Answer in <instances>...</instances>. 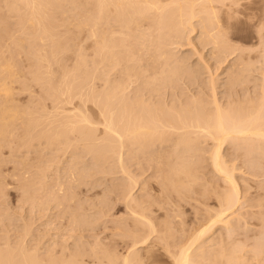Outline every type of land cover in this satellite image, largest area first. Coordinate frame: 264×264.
<instances>
[{
  "label": "rangeland",
  "instance_id": "1",
  "mask_svg": "<svg viewBox=\"0 0 264 264\" xmlns=\"http://www.w3.org/2000/svg\"><path fill=\"white\" fill-rule=\"evenodd\" d=\"M4 1L5 0H0V25L1 24L3 25L5 23V25L0 26V33H1L0 34V46H1L0 47V50H1L0 54H3V52H4V54L2 55V57L3 56L4 57L2 59H4V58L8 59L9 58L10 63L11 64L14 63L12 65L13 69L18 74L17 78L19 79V77H20L19 82H17L18 81V79H17V81L15 80L16 82L14 81L15 83H13L12 90L13 91L15 90V91L12 93V95L14 96V99L12 98L13 96L10 97V99L12 98L15 102L11 99L14 105L12 104V102L10 104H12L15 107H20V111H22V113L26 112L25 113L26 115L22 116L23 118H21V119H23V120L18 119L19 123L15 120V122H16V124H15V122L13 121L14 124L13 123L11 124L12 127H11V132H10L12 135H6L4 137L0 136V138H1L0 139V173H1V175H0V178H1L0 179V249L5 250V251L8 249L9 250L12 249L11 251H13V250L19 251L20 249H22L24 251V249L26 248L24 251L25 254L27 253L26 251H28V255H32L31 252H33V253L36 252L33 254L34 256L32 255L35 259L38 258L40 261H43V263L45 261L46 263L48 262L50 264H57V261H58V264H60V262H61L60 260H62V259L67 260L66 259L67 256H69V255L71 256V253H73V252L74 253L72 255H74V256H77L76 254H79L80 258H78V260H80V259L83 260V261H77V263L79 262L80 264H95V263L101 264V262H102V264L103 263L109 264L110 259L114 258L113 261H110V262H114V260H116L117 257H119V259L117 258L116 262L119 261L120 263H123L122 257L124 258V256L127 254H129V256H130L129 260L131 258V264H136V263L137 264H173V260H172L171 255L168 251H172V249H173L175 252L176 250H178L177 248H179L181 243L184 244L187 242V240L190 238V234L194 233V231H196L199 227H201V226L203 227V225L207 224L211 220V216L212 215L214 216V214L216 213L215 211L219 210V208H220L219 204L221 206L222 205L221 203H223V200L222 201H219V200L222 199V195H224L223 194L224 191L226 189L228 190V186L230 187V185H228L229 183L227 184V182H225V179L223 178L224 176H222L221 173H219L214 167H212L213 164L211 161V157H210L211 154L210 153H211V150L213 147V141L208 139V138H205V137H204V139H202V136L197 137L195 134H190V136H188L189 140L188 139L186 140L187 143H189V145L184 141H183V143H184L183 144L181 142V139H179L181 136V135H179L180 132L179 133L175 132V133H171V135L167 134L165 136L166 139L165 138L163 139L165 142L164 144H162L163 140H161V141L158 140L159 142L153 141V142H151V144L149 143L150 144L149 146H147L148 144H146V147H144V148L143 147L141 148L139 145H136V144H128V142H125L128 146L124 143V145H126V146H123L120 149L118 146L119 145V143H118L116 145L117 147L113 150V152L111 149H110V151H111L110 153L107 152L109 154L108 155L107 153H104L107 151L106 150L107 148L104 147L105 149H103L104 150V152H103V150H102L103 147L101 148V145L97 144V143H102L101 139L104 138V132L102 131V127L101 128L98 127L99 129L94 130V131L92 129L90 130L95 135V137L93 136V138H94L93 139L92 136L90 137L88 135V132L90 133V131H87V130L89 129L88 127H90V126L86 123H85L86 126L84 123H80V125L82 124L80 127H82L84 125V128L86 130L82 127L83 129L80 128L79 129L80 131L75 130V131H73L74 133L67 131L66 137L70 140H68L66 137L62 139L63 141L61 140L62 137L60 139H56V141H54L55 140L54 138L50 137V140L53 139L54 142L46 139L45 138L46 136L43 134V131L46 132L45 131L46 128L49 129L50 127H53L58 122H60V123L56 124L57 126L59 125L57 130H59V127L61 129V127H63L62 125L60 126V124H62L61 119L62 118L65 119L68 117V116H64V115H69L68 118H70L71 115H73V116L78 115L80 111L82 112L85 110L84 112H82L80 114H83V116H86V117H88V115H89V119L93 120V118L94 119L100 118V120H101V117H100L99 113L97 112V110L94 108L93 103L90 100H88L87 98H86V100H84L85 99L84 95H85V93L88 92V91H86V92L84 91V90H87L86 88L80 87L78 89H75L77 91H80L79 93H77L76 91H70V95L75 94V95L71 96V100H69L73 104L72 103L69 104L68 101H67V104H66V101L65 102L60 101L61 104L63 103L61 105L59 101H58L59 103L57 101L54 102L53 99L51 102V91L48 92L49 89L47 88V85L42 81L40 83L38 82V84H37L34 81L35 79L33 80L32 76H31V75H33V74H31V71H30V70H32V68H31L32 66H30L31 60L27 59L29 55L27 56V53L26 54L24 53L26 50H28L27 48L30 49V47H28V46H30L29 45L30 42L27 40H26V42H23L24 44L23 43L20 44L18 42L19 41L18 36H19V39H20V37L21 38L24 37V33L22 31H21L22 33L19 32L20 31V29H19L20 28L19 27L20 22H19V18H18L19 16H17V15H19V13L15 15V13L11 11L12 9H10V8L8 9V7L6 5L7 3H5L6 1L5 2ZM39 1H41V0H39ZM215 3L216 2H214L213 4H215ZM68 4L69 3L67 1V3L64 4L65 6L62 4L63 5V6L61 5L62 8L60 7V8H58L59 10L56 9L54 11L55 18H57V19H55V20H57V22L56 21L55 22L56 23L59 22L58 24L55 23L58 30L55 29L56 28L55 26H54V29L57 31V33H59V35H57L56 32L54 34H56L57 37H59L61 35L60 41H61V39L63 41L62 37H65L68 35L67 37H69L70 41H71V42H69L70 43L69 46H71L70 47L71 52H70V50H68V51L66 50L65 53H59L62 55H61V57L58 56L56 58L57 61L53 58L56 61V63L53 60V64L51 66V69H53L54 71L53 70L51 71V69H49V70L47 69L48 72L51 71L50 74H48V75L53 76L52 80L54 79V81H58L61 78L60 76L64 74L62 72H65V74L68 75V73L71 72V70L73 68H75L74 66L77 63H74L73 61H75V62L78 61L79 63L82 64L83 62H81V61L86 59V61H84L83 69L87 70V71H93L97 67L99 68V69L97 68V73L98 72H101V73H98V78L95 80V82H96L95 83V89L100 88L99 90L103 91L105 88H107L106 84H104V81L106 78L108 79V77H109V79H108V80H110L109 82H111V80H112V82H114V81H116L114 79H117V77L119 79L121 77V75H123L120 72V70H121L120 68L123 65H117L116 67L114 66V68H112V67L110 68L109 66L106 65L107 66L106 67L105 65L102 64V62H100L101 57L99 58L98 54L95 55V50L93 49L95 47L92 48L93 44L91 43V41H93V40L91 39V36L88 32V31H90V28H89L90 25L87 24L88 26H86V23L81 25V22H79L80 20L82 21L81 15H83V13H85V12H88L87 9L85 8L87 6L84 7L85 9L82 8V10L84 9L85 11L84 10L82 11L81 7H79L80 9H78L76 7L75 8L72 7L73 10L72 9L70 10V7L72 5L69 4L70 5L69 6ZM241 4H242V6L240 5V7H242V8L238 7V10L240 12L236 10L235 6H232L233 8H229V7L224 6V5H223L224 7L219 5V3L215 4V5H219L218 9L221 8L220 9L221 11H219V10H217V11L219 12L218 16L220 15V17H221V19L219 17V20H222L223 24L225 23L224 24L225 26L223 28L227 27L226 29L229 30L227 32V37H228L227 40L229 39V41L231 43L228 41L226 44L227 45L229 44L230 47H232V49L234 50V53H232L233 50L229 46H227L225 43H224L225 46L223 48L224 50L222 49V47H223L222 45L220 47L221 50L219 48H218L219 50L217 49L218 51H220L219 53L217 50H215L216 48L214 49L215 52L217 51L218 55L214 54L215 52L213 49H212V51L214 53H212L211 48H214V44H212V43L210 44L209 42H206V38H205V41L203 40L205 37V36L201 37V35H203V34H201V32H202L201 28H203V27H202V25L201 26L199 25L200 27L197 26L198 23L200 22L199 20H201V16L205 15L202 13L200 14L201 15L200 17L195 18V20L193 19L194 21L192 20L193 21L192 25H190V23H188L189 25L187 24V26H185V30H184V27H182L181 35L183 37L182 36L179 37V41H178L179 43L181 42L180 44L176 45V43H169V44H167L168 46L167 45L165 46V44H164V46L166 47L165 51L171 53V54H168V57L170 59L168 58L169 61H167V63L171 62L172 68L174 65L178 66L177 62H175V61H178V59H179V61L181 60L180 63L183 62L181 65L179 63V65H180V68H184V71H181V73L177 71L178 76L177 75H175L174 77L171 76L172 79L169 76V78L172 81L170 79L168 80V77H167V75H168L167 71L169 69H168L167 63H166V65H164V63L166 61L161 66L167 67V69H168V70H166L167 74H165V72L163 73V68L161 66H159L160 68H162V70L159 68V70L162 71V72H160V74L163 73L164 75H166L164 78L163 74L161 75L162 77H160L159 74H157V73H159V71H157V73L155 72L156 66L153 67V66H151L152 63H150L149 61H146V59L148 60V58H150L148 55L149 53L147 52V51H149L150 46L147 48H143V46L145 47V45H147V44H145V45L142 44L143 46L138 45L140 48L142 46V48L144 49L142 51L144 53L143 56H141L142 55V53H141V55H139L138 58L141 59L143 57L142 59L144 61H142V59H141V62L138 61L139 64L137 63V65H136V68L140 64L142 65V66L140 65L139 66L140 68L138 67L139 69H137V71H139L141 74H139L140 76L137 75V77L134 76L135 79L134 78L133 79L135 81L131 82L132 83L131 87H129L127 90V92L131 93V95H129V96L130 97L135 96V98H137L138 96L139 97L143 96V98H144V100H146L147 104L149 103V104L153 105V103H154L153 107L159 108V106L157 104V103H159L161 108H164L165 110H168V108L166 109L165 107H162V106L166 105V107H169L171 105V109L174 108V106L176 107V109L177 108L181 109L182 107L185 106V109H188V107L190 108V105H187L186 102H188V104L190 103L191 106H193L194 104H192L191 102L193 101V103H194V101L195 100L198 101L199 98H200L199 100H201L200 102H202V100L204 101L203 104H201V105L204 107V109L206 111L212 110L214 107H213V105H211L209 103H211V100L213 102L214 98H211L213 95L212 94L213 92H216L215 97H217L218 102H220L219 105L221 106V104H222V106H221L222 108H226V106H227L230 109L232 107L235 109H238L237 107L241 106V108H242L243 107L242 105H244L243 108H247V106H249V104L247 105V103H250L251 100H254L256 102L258 100L257 98H259V97H260V99L258 101L261 102L260 101L261 98L262 99L264 98L263 97L264 96V0H249V1L246 0V2H245V0H243V3L241 2ZM243 5H245V6H243ZM68 7H69V9H68ZM65 8H66V10H65ZM6 9H7V11L10 10L12 13L10 11H9V13H6L7 12ZM60 9H62V10L60 11ZM79 10H80V12H79ZM231 10H233V11H231ZM59 11H60V13H59ZM16 12H18V11H16ZM234 12L237 13V16H236V14H232ZM230 13H231V15H230ZM54 15H53V17H54ZM72 16L74 18L76 17L80 20H77V19L73 20L74 18ZM61 19H63V20L61 21ZM66 19H68L71 22V24ZM13 20H14V22H13ZM65 20L67 21L66 23L64 22ZM72 22H74V23H72ZM67 23H69V24H67ZM79 23L81 25V28L76 27V25H79ZM53 24H54V22H53ZM73 24H75L74 25L75 27L73 26ZM199 24H201V23H199ZM48 25H52V24H48ZM193 25H196V26H193ZM6 26H8L9 28L11 27L10 28L11 30ZM7 28H8V31H7ZM49 28H50V26H49ZM186 28H187V30H186ZM193 28L194 29L196 28L195 31ZM54 29L53 30H52V28L50 29V30H52L51 31L52 33H53ZM69 29H71V30H69ZM188 29H189V31H188ZM65 30H69V31H65ZM76 30H78V31H76ZM80 31H81V33H80ZM8 32H10V33H8ZM15 32L18 33L17 34L18 36L16 35ZM63 32H64V34H63ZM76 32H78V33H76ZM202 33H204V32H202ZM156 34H155V36H156ZM2 35L4 37H2ZM10 35L12 37L14 36V38H11ZM62 35H64V36H62ZM204 35H205V33H204ZM8 36H10V37L7 38ZM75 36H77V37H75ZM67 37L65 38L66 41H67V39H69ZM72 37H73L74 41L71 40ZM7 39L10 41H8ZM14 39H15V42H14ZM200 39H202V40H200ZM1 40H2V43H1ZM16 41L18 42V44H20L22 46L26 45L27 48H25L23 46L24 47L23 50L19 49V48H22V46L19 47L17 45ZM62 41H61V44L64 42V41L63 42ZM11 42H12L14 47L12 45H9V44H11ZM72 43L74 45L73 50H72ZM206 43H208V44L205 45V47H204V44H206ZM65 44H67V42ZM172 44L174 46H172ZM221 44H223V42H221ZM233 44H234V46H233ZM2 45H4V49H3ZM38 45L39 46L41 45L40 47H42V48L45 47V46H42V45H44L42 43H40ZM78 47H80V48H78ZM84 47H85V49H84ZM151 47H152V45H151ZM226 47H228L229 50ZM12 48H13V52L15 54L11 52ZM67 49H69V48H67ZM145 49H146V51H145ZM239 49H242L243 51L239 50ZM7 50H9L8 51L9 53L7 52ZM15 50L17 51V53ZM82 50L84 51V53ZM91 50H92V53H91ZM153 50H154V48H152L151 52ZM145 52H146V54H145ZM226 52H227V54H226ZM19 53H21V54H19ZM74 53H76V54H74ZM154 53H155V51H154ZM221 54H223V55H221ZM85 55L87 56V58L85 57ZM239 55H240V57H239ZM9 56H11L12 61L10 60ZM25 56L27 58H25ZM72 56H74V57H72ZM80 56H82V58H84V57L85 58L82 59V58H80ZM180 56H182L184 58H182ZM67 57H69V58H67ZM76 57H77V60H75ZM90 57H91V59H90ZM215 57H217L218 59ZM58 58H59V60H58ZM79 58L81 60H79ZM173 60H175V61H173ZM185 60L187 61L188 64L186 63ZM58 61H59L60 67H58V65H57ZM94 61H95V63H94ZM62 63H64V64H62ZM73 63H74V66H73ZM146 63H150L151 65L146 64ZM92 64H94V65H92ZM100 64H101V66H100ZM241 64H243V65H241ZM14 65L16 66L17 70L14 68ZM78 65H76V66H78ZM158 65H160V64H158ZM183 65H185L186 68ZM244 65L247 68H243ZM118 66H121V67H118ZM238 66H240V67L242 66V67L239 68ZM147 67H150V68H147ZM165 67H164V69H165ZM192 67H193V69H191ZM200 67L202 70L200 69ZM18 68H20V70ZM70 68H71V70H70ZM153 68H155V69H153ZM103 70L105 72L108 70L109 71L105 73ZM179 70H181V69H179ZM243 70L246 71V72H244V74H243ZM193 71L195 72L194 75H193ZM232 71L233 72L235 71L234 72L235 74ZM58 72L60 73L59 75H58ZM196 72H198V73H196ZM28 73H30L31 75L28 76ZM32 73H34V71ZM53 73H54V75H53ZM56 73H57V75H56ZM109 73H110V75H108ZM144 73H145V77H144ZM227 73H228V75H227ZM236 73L239 76L241 81L237 78L239 80V82L237 81V82L233 83V80H235L234 78L236 77L235 76ZM195 75H196V77H195V79H193L192 77ZM105 76H107V77H105ZM152 76L153 77L156 76L154 78V80L157 77H159L160 79L157 78L159 82L156 81V84L158 82L157 85L151 84L152 86L151 85L148 86V84H146V82L150 78V80H149V84H150V82H152L151 79L153 80ZM143 77L145 80L143 79ZM232 77H234V78L231 81ZM25 78H26V80H25ZM161 78H164L165 81L162 82ZM227 78H228V80H227ZM136 79H138V80H136ZM192 80H193V83L191 82ZM211 80L215 81L214 82L215 84H213L214 86H211L212 85ZM144 82H145V84L143 85ZM182 82H184V83H182ZM19 83H21V84L18 85ZM25 83H26V85H25ZM41 83L43 86L40 85ZM169 83H171L172 85ZM139 84H140V86H139ZM174 84H176V86ZM160 85L162 88L160 87ZM40 86H42V87H40ZM142 86H143V88H142ZM157 86H159V88ZM22 87H23V89H22ZM40 88H41V90H40ZM44 88L45 89L47 88V89L43 90ZM134 88L135 89L137 88V89L133 90ZM172 88H173V90H172ZM155 89H158V90H155ZM198 89L201 91H199ZM99 90H97V91H99ZM144 90H145V92H144ZM170 90H171V92H170ZM45 91H47L48 92L47 94H50V95H46ZM134 91L138 92V95H136V92H134ZM164 93H165V95H164ZM181 93H184V94H181ZM170 94H171V96H170ZM180 94H181V96H179ZM158 95H160V96H158ZM172 95H174V96L176 95V96L174 97ZM256 95H257V97H255ZM48 96L50 99L48 98ZM65 97H66V95H64L62 97V100H65ZM130 97H129V99H130ZM183 97H184V99H183ZM185 97H186V99H185ZM75 98H78V99H75ZM132 98H134V97H132ZM79 99H81V100H79ZM190 100H191V102H190ZM206 100H208V101H206ZM0 101L2 102L1 99H0ZM16 101H18V102H16ZM82 101L83 102L86 101L85 102L86 105H84L85 103H83ZM179 101L181 104L179 103ZM247 101H249V102H247ZM9 102H8V104H9ZM206 102H208V105L206 104ZM15 103L17 106L15 105ZM24 103H25V105H24ZM55 103H56V105H55ZM164 103H165V105H164ZM235 103L239 104V105L237 106ZM257 103H255L256 106L259 104V103L258 104ZM41 104H43V105H41ZM57 104H59L60 106H58ZM155 104H157V106H155ZM230 104H231V106H230ZM253 104H254V102H253ZM22 105H24L25 108ZM53 106H55V108H52ZM83 106H85V107L83 108ZM30 107H31V109H30ZM44 107L46 108V110L44 109ZM77 107L79 110L80 109L81 110L80 111L78 109L76 110L75 108H77ZM41 108L43 109L44 112L42 111ZM23 109H24V111H23ZM59 109L60 110L62 109V110L60 111ZM89 109L93 110V111H89ZM176 109H174V111ZM69 110L71 111V114L68 113ZM181 110H183V108ZM35 112H37V113H35ZM96 112H97V115H95ZM48 113L49 114L51 113L50 114L51 116ZM32 115H34L33 118L35 116H37V117H35V120H34L35 126L33 124L34 130L32 131L31 129H28V131H29L28 132L25 130V129H27V128H25V125L22 126L23 125L22 122H24V121L26 122L27 121L26 119L28 117H29V119H31ZM46 115H48V116H46ZM38 116L41 117L42 121L40 120V117H38ZM60 116L61 117L64 116V117L60 118ZM78 116H77V118H74V117L72 118V116H71L70 119H74V120L79 119ZM36 118H38V120ZM68 118L66 120H64L63 122L68 121V120L70 121V119H68ZM32 119L30 121H32ZM53 119L56 122H54ZM59 119H60V121H59ZM52 120H53V123H52ZM49 121H51V122H49ZM46 122H47V124H46ZM39 123L40 124L42 123L41 125L43 127L41 125L39 127ZM43 123H45V124H43ZM50 123H51V126H50ZM98 126H101V125H98ZM36 127H38V129H40V130H38ZM13 128H14V130H13ZM19 129L21 131H19ZM41 129H42L41 134L44 135L43 137L41 136V134L36 133L38 131H41ZM48 129H46L47 132H48ZM25 131L28 132L27 136L24 134ZM34 131H35V134H38L39 136L33 135L32 133ZM83 131L85 132V134H87L88 137L84 134ZM15 132H17V133H15ZM52 133H53V131L48 135H52ZM29 135L30 136L32 135L33 137L38 136V138H36V137L33 138L31 136V138H33V139H31V138H29L30 137ZM68 135H70V136L68 137ZM90 135H92V134H90ZM82 136L83 137L85 136V137L83 138ZM191 136L193 138L196 136L194 139L197 138L198 141L194 140ZM89 137L92 138L94 142L91 139L90 140L87 139ZM190 137H191V139H190ZM3 138H4V140H3ZM16 139H17V141H16ZM65 139H66V141H64ZM27 140H28V142H27ZM59 140H61L62 143ZM193 140L196 143H194ZM11 141H12V143H11ZM70 141H71V143H70ZM4 142H6V143H4ZM48 142H51V144ZM64 142L69 143V144L66 145V143H64ZM174 142H176V143L181 142L184 145V147H183V145L181 146V143H179V145L177 146V145H175L176 143H174ZM29 143H30V145H29ZM53 143H54V145H53ZM93 143H95L96 146L98 145L97 146L98 148L96 147L97 149H99L98 151H100V152L102 151L105 154L104 158H101V157H103V156H100L101 153L97 152L96 151L97 149H94L95 145H93ZM185 143H186V146H185ZM62 144H63V146H61ZM91 144L93 145L92 149L95 150L94 152L95 153L97 152V154L100 153L97 155V158L94 157V156H96V154L93 152L92 149H90ZM103 144H104V141H103ZM103 144H102V146L105 145V144L104 145ZM234 144H235V146H234ZM187 145H188V148H186ZM30 146H32V147H30ZM243 146H244L243 144H241V145L239 144V146H238V142L234 141L232 146L229 142L228 144H226L223 147V150H222L223 155H224L223 160L225 162L226 168L228 167L227 169L230 170L231 172H233L234 178H235V180L237 179L236 182L238 181L237 184L239 185V195H240V201L241 202H240V204L238 203L240 206L237 205L236 208L234 209V211H235L234 214L237 218L236 217L233 218L234 215L233 214L231 215L233 220L235 219L233 221V225H234V227L236 226L237 228L235 227V229H236V230L234 229L235 231L234 230L226 231L227 230L226 227H224V225H221V223H219V224H217L218 226L215 225L214 228H212L209 231V233H207V235L205 237L203 236L204 237L203 242L205 243L203 250L204 251L207 250L206 252H204V256L207 253L211 256L210 257L207 255L210 258L209 260L207 259V261L204 258V261H203L204 264H213V262L211 263V261H213V259H214V258L212 259L213 255L215 257L218 256L219 258H221L222 257V256H220L221 253H218V251L220 249L222 250V252L225 251V253H227V254L230 251L232 254L235 253L234 259H235V257H237L236 260L237 261L240 260L239 261L240 263H239L233 259L237 264L238 263L239 264H264V153H262L264 151V148H263L264 146L259 148L260 150L258 148L253 149L251 155L246 152V149L243 148ZM14 147H15V150H14ZM58 147H60L61 149ZM147 147L149 150L146 149ZM190 147L193 149L191 150ZM83 148H87V149H83ZM131 148H134V149H131ZM166 148H167V150H166ZM185 148H186V150H185ZM235 148H237V150ZM71 150H72V152H71ZM115 150H117V151H115ZM124 150H125V152H124ZM188 150L189 151L191 150V151L188 152ZM38 152H39V154H38ZM120 152H122V153H120ZM258 152L261 155H259ZM117 153H120L121 156ZM166 154L170 155L171 158ZM187 154H189L191 156L190 157L191 160H189L190 166H188L186 164V161L188 160L186 157L189 156V155L186 156ZM107 155H108V157H107ZM75 156H77V157H75ZM98 156H100V157L98 158ZM184 156H186V157L184 158ZM248 156H249V158H248ZM83 157H84V159H83ZM129 158H130V160H129ZM12 159H14V160H12ZM94 159H96V160H94ZM97 159H98V162H97ZM108 159H110V160H108ZM157 159L161 162V164ZM185 159H187V160H185ZM225 159H226V161H225ZM103 160H107V161L103 162ZM183 160H185V162H183ZM167 161H170L169 164L171 165V167H168ZM189 161H187V163H189ZM94 162H97V163H94ZM105 162H107L108 164H104ZM132 162H134V163H132ZM22 163H24V164L22 165ZM201 163L203 164V166ZM71 165L74 167H72ZM125 165H126V167H125ZM179 165H181L182 168ZM185 165L188 166L187 168H189V169H186ZM15 166H17V167H15ZM166 166L168 168H166ZM173 167L174 168H176V167L180 168L182 171H184V173L183 172L181 173V171H179V170H177V172H178L177 173ZM17 168H18V170H17ZM36 168H37V170H36ZM121 168L122 169L124 168L125 170H122ZM126 168H128L127 169L128 175H127ZM183 168L186 170H184ZM106 169H108V170L106 171ZM173 169L175 172H173ZM192 169L194 171H192ZM129 170L131 171V174H130ZM99 171H101V172H99ZM104 171H106L105 172L106 174L103 173ZM158 171H160V172H158ZM170 171L172 173H176V174H172ZM120 172H122V173H120ZM186 172L188 173V175ZM191 172H193V175ZM134 173H135V175H134ZM189 173H191L192 176H190ZM161 174H162V176H161ZM163 174H165V175L163 176ZM183 174L186 176H184ZM74 175H76V176H74ZM166 175H168V177H166ZM177 175H178V177H177ZM180 175H182V176H180ZM128 176L129 177L131 176V177L129 178ZM170 177H172V179ZM127 178H128V180H127ZM167 178L173 180V182L168 179L167 180L168 183L166 184L165 179H167ZM136 179H138V180H136ZM186 179H187V181H186ZM24 180H25V182H24ZM157 180H158V182H157ZM32 181H34V182H32ZM169 181L171 182L170 184H169ZM188 181H190V182H188ZM174 182L176 184H174ZM177 182H180L181 184L177 183ZM184 182L186 183V185ZM57 183H59V184H57ZM188 183H189V185H188ZM135 184H136V186H135ZM63 185H65V186H63ZM33 186H34V188H33ZM174 186L176 187V189ZM181 186H183L184 189H182L183 187H181ZM27 187H28V189H27ZM29 188L31 191H28ZM180 188H181V190H180ZM38 190H40V191H38ZM45 190H46V192H45ZM189 190H190V192H189ZM3 191H4V193H3ZM24 191H25V193H24ZM1 192L3 194H1ZM22 192H23V194H22ZM36 193H37V196H35ZM121 193H122V195H121ZM127 193H130V196H128L129 194L127 195ZM26 196H28V197H26ZM32 196H35V197H32ZM55 196H57V197H55ZM126 196H128V197H126ZM151 196H153V197H151ZM30 197H32L33 199ZM132 197H134V199H133L134 201H135V198H137L136 199L138 201V204L136 203L137 205L133 204L132 199H130ZM67 198H69L70 200L69 199L67 200ZM122 198H124V199H122ZM126 199H127V201H126ZM128 200H130V201H128ZM48 202H49V204H48ZM125 202H127V203H125ZM130 202H131V204H130ZM151 202H152V204H151ZM126 204H127V207H126ZM139 205H141V207ZM41 206H42V208H41ZM70 206H71V208H69ZM134 206H136V207H134ZM131 207H132V209L137 210L136 211L137 214L138 213L140 214L138 217L141 218L142 217L141 214L143 215V213H144V215H146L145 216L146 218H144V217H143V219L137 218V216L135 215L136 212L134 210L130 212ZM132 212H135V213L132 214ZM140 212H142V213H140ZM78 213H79V215H78ZM84 213H85V215H84ZM74 214H75V216H74ZM98 214H100V215H98ZM79 216L81 218H79ZM231 216H229V217H231ZM147 217H148V222L150 221L151 230L155 229V230H153V232L152 231L149 232V229H150L148 226L149 223L144 224V222H143L144 219H147ZM79 219H81V220H79ZM75 220H78V221H75ZM146 222L147 221H145V223ZM29 223L31 226H29ZM24 224H25V226H24ZM135 224H136V226H135ZM139 224H140V226H139ZM143 224H144V226H143ZM152 225H153V227H152ZM22 226H24V227H22ZM140 228H141V231H139V234H142V236L138 234V236L140 237L139 238L138 236H136V233H135L136 230L135 229L139 230ZM169 228L170 229L172 228V229L170 230ZM29 229H30V231H29ZM123 232L124 233L126 232V233L124 234ZM140 232H142V233H140ZM145 232L147 234H149V237L146 236V234H143ZM27 233H29V234H27ZM130 233H132V234H130ZM25 234H27V236ZM141 237H142V239H141ZM146 237L148 239H145ZM161 237L163 238L162 240H161ZM137 238L139 240L145 239L144 244L143 243L140 244L143 241H141L139 243V240ZM165 240L168 242H166ZM19 241H21V242H19ZM201 241H202V239L200 240V242ZM18 242H19V244H18ZM166 243H168V244H166ZM177 243H179L180 245H177ZM170 244H172V245H170ZM133 245L135 247H137V248H135L136 250H133L134 249ZM202 245H203V243H202ZM101 246L104 247V249H102ZM75 247H76V250H75ZM169 247H171V249ZM175 247H176V249H175ZM207 247H208V249H206ZM218 248H219V250H218ZM226 248H228L229 250ZM94 249H96V250H94ZM100 250L103 252L102 254H101ZM216 250H217V253H216ZM221 250L219 252H221ZM18 251H16V252L14 251V252L17 253ZM82 251H83V253H82ZM96 251H98V252H96ZM136 251H138V252H136ZM213 251H215V252H213ZM46 252H48V253H46ZM69 252H70V254H69ZM93 252H94V254H93ZM258 252H260L261 254H259ZM19 253H21V252H18L17 254L22 255ZM80 253H82V254H80ZM59 254H60V256H57ZM95 254L97 255V257L95 256ZM223 254H224V252H223ZM92 255H94L95 257L93 256V258L91 259ZM100 255H102L103 258ZM59 257H62V259ZM132 257L135 260L132 261ZM232 257H233V255H232ZM48 259H49V261H48ZM98 259L101 261L98 262ZM136 260H138V261H136ZM84 261H85V263H84ZM134 261H135V263H134ZM221 261L223 262V264H225L223 261V258L221 259ZM61 264H62V262H61Z\"/></svg>",
  "mask_w": 264,
  "mask_h": 264
},
{
  "label": "bare ground",
  "instance_id": "2",
  "mask_svg": "<svg viewBox=\"0 0 264 264\" xmlns=\"http://www.w3.org/2000/svg\"><path fill=\"white\" fill-rule=\"evenodd\" d=\"M6 1V2H5ZM4 2L5 3H7L6 5H7V7H8V9L10 8V9H12L11 11L12 12H14L15 13V15L16 14H18L19 13V15H17V16H19L18 18H19V22H20V25H19V29H20V31L19 32H23L24 33V39L23 38H21L20 37V39H19V36L17 35L18 33H16V35L18 36V42L21 44V43H23V42H26V40L27 41H29L30 43H29V45L30 46H28V47H30V49L29 48H27V46L25 45H23L25 48H27L28 50H24L25 52V54L27 53V56H28V58L25 56V58H27V59H30L31 61V64H30V66H32L31 68H32V70H30L31 71V74H33V75H31L30 73H28V76L29 75H31L32 76V78H33V80L38 84V82L40 83L41 81L42 82H44L46 85H47V88L49 89V91L48 92H50L51 91V102H52V99L54 100V102L55 101H62V102H65L66 101V104H67V101L69 102V104L70 103H72V102H70L69 100H71V96H73V95H75V94H73V95H70V91H76L77 93H79L80 91H77V90H75V89H78V88H86L87 90H84L85 92L86 91H88L87 93H85V95H84V100H86V98L88 99V100H90L92 103H93V105H94V108L97 110V112L99 113V115H100V117H101V120H100V118L99 119H94L93 118V120L92 119H89V115H88V117H86V116H83V114H80V113H82V112H84V111H80L79 109H78V107L77 108H75L76 110L78 109L80 112H79V116L78 115H75V116H73V115H71L72 116V118L74 117V118H77V116L79 117V119H76V120H74V119H70L71 118V116H70V118H68L69 117V115H64V116H68L67 118L68 119H70V121L68 120V121H65V122H63L64 120H66L67 118H65V119H63L62 117H64V116H60V118H62L61 120H62V124H60V126L62 125L63 127H61V129H60V127H59V130H57L58 129V126L56 125V124H58V123H60V122H58V123H56L53 127H50L49 129L48 128H46V129H48V132H47V130L45 129V131L46 132H44L43 131V134L46 136L45 138L46 139H48V140H50V137H52V138H54L55 140L54 141H56V139H60L61 137V140L63 139V138H65L66 137V135H67V131L68 132H73V131H75V130H79L80 128H84V125L82 126V127H80L81 125H80V123H86V124H88L90 127H88L89 129L87 130V131H90L91 129L94 131V130H97V129H99L98 127H102V131L104 132V138L103 139H101V141H102V143H97L98 145L100 144L101 145V148H102V150L103 149H105V148H107L106 150V152H104V150H103V152L104 153H107V152H111L110 151V149L112 150V152H113V150L117 147L116 145L119 143V148L121 149L123 146H126L127 144L125 143V142H128V144H136V145H139L141 148L143 147H146V144H148L147 146H149L150 144H151V142H153V141H161V140H163L164 138H165V136L167 135V134H169V135H171V133H175V132H177V133H179V135H181L180 136V138L179 139H181V142L183 143V141L184 142H186L187 143V139H188V136H190V134H195L197 137L198 136H202V139H204V137L205 138H208V139H210V140H212L213 141V147H212V150H211V155H210V157H211V161H212V164H213V166L212 167H214L219 173H221L222 174V176H224L223 178L225 179V182H227V184L228 185H230V187L228 186V190L226 191H224V195H222V199L221 200H219V201H222L223 200V203H221L222 205L220 206V204H219V210H217V211H215L216 213L214 214V216L212 217L211 216V220L207 223V224H205V225H203V227L201 226V227H199L196 231H194V233H192V234H190V238L187 240V242L186 243H184V244H182L181 243V245L179 244V243H177V245H180L179 246V248H177L178 250H176L175 252H174V250L172 249V251H168L169 253H170V255H171V258H172V260H173V264H204L203 263V261H204V258H205V260L207 261V259L209 260L210 258L208 257V256H210L208 253L204 256V252H206V251H204L203 250V247H204V242H203V239H204V237L207 235V233H209V231L212 229V228H214V226L215 225H217V224H219V223H221V225H224V227H226V231H232V230H234L235 229V227H234V225H233V221L235 220H233V218H235L236 216H235V214H234V209L236 208V206L237 205H239L240 204V195H239V185L237 184V182H236V180H235V178H234V175H233V172H231L230 170H228L227 168H226V165H225V162H224V155H223V152H222V150H223V147L226 145V144H228L229 142H230V144H231V146H232V144H233V142L234 141H237L238 142V146H239V144L241 145V144H243L244 146H243V148H245L246 149V152L247 153H249L250 155H251V153H252V150L253 149H259V148H261L262 146H264V98L262 99L261 98V102H259L258 100L260 99V97L259 98H257L258 100L255 102L254 100H251V104L250 103H247V105L249 104V106H247V108H243L244 107V105H242L243 107L241 108V106L240 107H237L238 109H235V108H229V107H227L226 106V108H222L221 106H222V104H221V106L219 105V103L220 102H218V99H217V97H215V93L216 92H213L211 95H212V97L211 98H214L213 99V102H212V100H211V103H209V104H211V105H213V109L212 110H208V111H206L205 109H204V107L201 105V104H203V100H202V102H200L201 100H199L198 98V101L197 100H195L194 101V103H193V101L191 102V100H190V102L192 103V104H194L193 106H191V104L189 103L188 104V102H186L187 103V105H190V108L188 107V109H185V106L184 107H182L183 108V110H181L180 108V110L177 108L176 109V107L174 106V108H172L171 109V105L169 106V107H166V105H165V103H164V105L165 106H162V107H165L166 109L168 108V110H165L164 108H161V106L159 105V103H157L158 104V106H159V108L158 107H153V105H154V103H153V105H151V104H147V102H146V100H144V98H143V96H138L137 98H135V96H132V97H134V98H132V97H130L129 95H131V93L130 92H127V90H128V88L129 87H131V82L132 81H135L134 79V76H136L137 77V75H139V74H141L139 71H137V69H139L140 67V65L136 68V65H137V63H138V61L139 62H141V59L143 58H138V56L139 55H141V53H142V55L141 56H143V48H147V47H149L150 46V48H149V51H147L149 54V57L150 58H148V60L146 59V61H149L150 63H152V65L150 64V63H146V64H149V65H151V66H153V67H155V68H153V69H155V72L157 73V71H159V73H157V74H159V76L160 77H162L161 75L165 72V74H167L166 73V70H168L167 72H168V75H167V77H168V80L171 78L172 79V77L171 76H175V75H177L178 76V72H180L181 73V71H184V68H180V65L183 63H180V61H179V59H178V61H175V60H173V61H175V62H177V64H178V66L177 65H174L173 66V68H172V66H171V62H168L167 63V61H169L168 60V54H171V53H169V52H166L165 51V46L167 45V44H169V43H176V45L177 44H180L178 41H179V37H181L182 35H181V33H182V27H184V30H185V26H187V24L188 23H190V25H192V22L195 20V18H197V17H200L201 15V13L202 14H205V15H202L201 16V20H199L200 22L199 23H201V24H199L198 23V25L197 26H201L202 25V27L203 28H201L202 29V32H204L205 33V35H204V33H202L201 31V34H203V35H201V37L203 36H205L204 37V41H205V38H206V42H209L210 44L212 43V44H214V48H211V51H212V49L214 50L215 48V50H217L218 48L221 50V45L223 46L222 47V49L224 48V46H225V44L229 41V39L227 40V32L229 31V30H227L226 28H223L225 25V23L223 24L222 23V20H219V17H220V15L218 16V14H219V12L217 11V10H219V11H221L220 9H218L219 8V5H221V6H227V7H229V8H233L232 6H235L236 7V10L237 11H239L238 10V7H240V5L242 6V4H241V2L243 3V0H41V1H39V0H5ZM67 1H68V3L70 4V5H72L71 7H70V10L72 9V7L73 8H78V9H80L79 7H81V10H82V8H84L85 6H87V7H85L86 9H87V11L88 12H85V13H83V15H81L82 16V21L80 20V19H78V18H74L73 16V20H75V19H77V20H80L79 22H81V25L82 24H85L86 23V26H88L87 24H89L90 26H89V28H90V31H88L89 32V34H90V36H91V39L93 40V41H91V43L94 45H92V48L93 47H95V48H93L94 50H95V55H99V58L101 57V61L100 62H102V64L103 65H107V66H109L110 68L112 67V68H114V66L116 67L117 65H123L122 67L121 66H118V67H121L120 69V72H121V74H123V75H121V77L118 79V77H117V79H114V80H116V81H114V82H112V80H111V82H109L110 80H108L109 79V77H108V79L106 78L105 79V81H104V84H106V87L107 88H105L103 91H100L99 89H95V80L98 78V73H101V72H98L97 73V68L96 69H94L93 71H87V70H84L83 69V66H84V61H86V59L85 60H83V61H81V62H83L82 64L81 63H79L78 61L77 62H75V61H73L74 63H77L76 65H78V66H74V63H73V66L75 67V68H73L72 70H71V68H70V70H71V72H69L68 73V75L67 74H65V72H62V73H64L63 75H61L59 78V80L58 81H54V79L52 80V75L50 76V75H48V74H50V72L53 70V69H51V66H52V64H53V60L55 59L56 61H57V57L58 56H60L61 57V55L62 54H59V53H65L66 52V50L68 51V50H70V47L71 46H69L70 45V43L69 42H71L70 41V38L69 37H67V36H65V37H62L63 38V41L65 40V38L67 37V38H69V39H67V44H65L63 41H62V39H61V41L63 42L62 44H61V41H60V36L59 37H57V35H59V33H57V31L56 30H58L57 29V27H56V24H58V23H56L57 22V20H55V19H57V18H55V15H54V11L56 10V9H58V8H60L61 7V5L63 4H65V3H67ZM249 1V0H248ZM65 2V3H64ZM214 2H216L215 4H217V3H219V5H215V4H213ZM245 2H246V0H245ZM248 3V2H247ZM4 4V3H3ZM68 4V5H69ZM62 5V6H63ZM69 5V6H70ZM84 5V6H83ZM65 6V5H64ZM83 6V7H82ZM220 6V7H221ZM223 6V7H224ZM243 6H245V5H243ZM234 7V8H235ZM2 8V7H1ZM62 8V7H61ZM84 8V9H85ZM240 8H242V7H240ZM244 8V7H243ZM249 8V7H248ZM4 9V8H3ZM64 9V8H63ZM68 9H69V7H68ZM77 9V10H78ZM83 9V10H84ZM2 10V9H1ZM59 10V9H58ZM57 10V11H58ZM62 9H60V11H61ZM65 10H66V8H65ZM73 10V9H72ZM82 10V11H83ZM230 10V9H229ZM243 10V9H242ZM6 11H7V9H6ZM9 11L10 10H8L6 13H9ZM10 11V12H11ZM16 11H18V12H16ZM60 11H59V13H60ZM85 11V10H84ZM231 11H233V10H231ZM11 12V13H12ZM66 12V11H65ZM68 12V11H67ZM70 12V11H69ZM79 12H80V10H79ZM228 12V11H227ZM236 12V11H235ZM232 13V14H236V16H237V13ZM240 12V11H239ZM238 12V13H239ZM64 13V12H63ZM72 13V12H71ZM81 13V14H82ZM4 14V13H3ZM78 14V13H77ZM76 14V15H77ZM249 14V13H248ZM8 15V14H7ZM13 15V14H12ZM53 15H54V17H53ZM75 15V14H74ZM230 15H231V13H230ZM2 16V15H1ZM229 16V15H228ZM227 16V17H228ZM233 16V15H232ZM3 17V16H2ZM14 17V16H13ZM68 17V16H67ZM70 17V16H69ZM79 17V16H78ZM235 17V16H234ZM233 17V18H234ZM15 18V17H14ZM13 18V19H14ZM61 18V17H60ZM59 18V19H60ZM65 18V17H64ZM63 18V19H64ZM229 18V17H228ZM231 18V17H230ZM6 19V18H5ZM54 19V20H53ZM63 19H61V21L63 20ZM194 19V20H193ZM200 19V18H199ZM220 19H221V17H220ZM12 20V19H11ZM67 21H69L68 19H66ZM64 21L65 23L67 22V21ZM71 20V19H70ZM193 20V21H192ZM2 21V20H1ZM7 21V20H6ZM56 21V22H55ZM234 21V20H233ZM12 22V21H11ZM13 22H14V20H13ZM53 22H54V24H53ZM70 22V21H69ZM83 22V23H82ZM3 23V22H2ZM56 23V24H55ZM61 23V22H60ZM72 23H74V22H72ZM78 23V22H77ZM19 24V23H18ZM48 24H52V25H48ZM63 24V23H62ZM67 24H69V23H67ZM70 24H71V22H70ZM195 24V23H194ZM223 24V25H222ZM3 25H5V23L3 24ZM2 24L0 25V26H3ZM60 25V24H59ZM58 25V26H59ZM75 24H73V26H74ZM81 25H80V23H79V25H76V27H80L81 28ZM189 25V24H188ZM48 26V27H47ZM49 26H50V28H49ZM52 26V27H51ZM54 26L56 27L55 29H54ZM67 26V25H66ZM71 26V25H70ZM85 26V27H86ZM193 26H196V25H193ZM199 26V27H200ZM6 27H8V26H6ZM15 27V26H14ZM62 27V26H61ZM75 27V26H74ZM84 27V28H85ZM192 27V26H191ZM9 28V27H8ZM8 28H7V31H8ZM11 28V27H10ZM9 28V29H10ZM52 28V30L54 29V31H53V33L51 32L52 30H50ZM59 28V27H58ZM69 28V27H68ZM101 28V29H100ZM65 29V28H64ZM63 29V30H64ZM76 29V28H75ZM194 29V28H193ZM196 29V28H195ZM195 29H194V31H195ZM226 29V30H225ZM11 30V29H10ZM9 30V31H10ZM61 30V29H60ZM62 30V31H63ZM69 30H71V29H69ZM69 30H65V31H69ZM110 30V31H109ZM112 30V31H111ZM186 30H187V28H186ZM204 30V31H203ZM14 31V30H13ZM76 31H78V30H76ZM188 31H189V29H188ZM21 32V33H22ZM56 32V34H54ZM60 32V31H59ZM192 32V31H191ZM8 33H10V32H8ZM7 33V34H8ZM12 33V32H11ZM75 33V32H74ZM76 33H78V32H76ZM80 33H81V31H80ZM157 33V34H156ZM1 34V33H0ZM3 34V33H2ZM6 34V35H7ZM61 34V33H60ZM63 34H64V32H63ZM68 34V33H67ZM87 34V33H86ZM155 34H156V36H155ZM188 34V33H187ZM66 35V34H65ZM77 35V34H76ZM81 35V34H80ZM88 35V34H87ZM184 35V34H183ZM11 36V35H10ZM10 36H8L7 38H9ZM62 36H64V35H62ZM89 36V35H88ZM185 36V35H184ZM200 36V35H199ZM2 37H4L3 35H2ZM74 37V36H73ZM73 37L71 38V40H73ZM75 37H77V36H75ZM80 37V36H79ZM183 37V36H182ZM11 38H14V36L12 37L11 36ZM10 38V39H11ZM82 38V37H81ZM80 38V39H81ZM90 38V37H89ZM199 38V37H198ZM3 39V38H2ZM75 39V38H74ZM178 39V40H177ZM181 39V38H180ZM202 39H200V40H202ZM8 40V39H7ZM69 40V41H68ZM76 40V39H75ZM183 40V39H182ZM4 41V40H3ZM8 41H10V40H8ZM7 41V42H8ZM13 41V40H12ZM16 41V43H17V45L19 46V47H21L22 45H20V44H18V42ZM74 41V40H73ZM78 41V40H77ZM169 41V42H168ZM14 42H15V39H14ZM178 42V43H177ZM183 42V41H182ZM202 42V41H201ZM221 42H223V44H221ZM230 42V41H229ZM1 43H2V40H1ZM4 43V42H3ZM15 43V44H16ZM40 43H42V44H44V45H42V46H45V47H40L38 44H40ZM69 43V44H68ZM225 43V44H224ZM231 43V42H230ZM24 44V43H23ZM90 44V43H89ZM145 45V44H147V45H145V47L143 46V45ZM164 44H165V46H164ZM208 43H206V44H204V47H205V45H207ZM209 44V45H210ZM9 45H12L13 46V44H12V42H11V44H9ZM8 45V46H9ZM77 45V44H76ZM82 45V44H81ZM80 45V46H81ZM138 45H142L143 46V48H142V46H141V48L138 46ZM151 45H152V47H151ZM227 45V44H226ZM3 46V49H4V45H2ZM7 46V45H6ZM16 46V45H15ZM22 46V48H19V49H21V50H23V47ZM136 46V47H135ZM168 46V45H167ZM172 46H174L173 44H172ZM227 46H229L230 47V45L228 44ZM233 46H234V44H233ZM1 47V46H0ZM14 47V46H13ZM212 47V46H211ZM11 48V47H10ZM9 48V49H10ZM16 48V47H15ZM67 48H69V49H67ZM78 48H80V47H78ZM152 48H154V50L151 52V50H152ZM226 48H228V47H226ZM225 48V49H226ZM231 49H232V47H230ZM237 48V47H236ZM2 49V48H1ZM7 49V48H6ZM5 49V50H6ZM18 49V48H17ZM74 49V45H73V43H72V50ZM76 49V48H75ZM82 49V48H81ZM84 49H85V47H84ZM83 49V50H84ZM218 49V50H219ZM235 49V48H234ZM82 50V51H83ZM90 50V49H89ZM171 50V49H170ZM215 50H214V52H215ZM217 50V51H218ZM224 50V49H223ZM228 50H229V48H228ZM233 50V49H232ZM239 50H242V49H239ZM1 51V50H0ZM9 50H7V52H8ZM16 51V50H15ZM20 51V50H19ZM145 51H146V49H145ZM154 51H155V53H154ZM157 51V52H156ZM217 51L214 53L213 51H212V53H214L215 55H218V53L220 52V51H218V53H217ZM226 51V50H225ZM231 51V50H230ZM229 51V52H230ZM243 51V50H242ZM12 53H14L13 52V48H12V51H11ZM21 52V51H20ZM70 52H71V50H70ZM78 52V51H77ZM81 52V51H80ZM173 52V51H172ZM228 52V53H229ZM9 53V52H8ZM16 53H17V51H16ZM23 53V52H22ZM68 53V52H67ZM79 53V52H78ZM83 53H84V51H83ZM86 53V52H85ZM91 53H92V50H91ZM94 53V52H93ZM154 53V54H153ZM211 53V54H212ZM232 53H234V50L232 51ZM3 54H4V52H3ZM3 54H0V99L2 100V102L0 101V136H6V135H12L10 132H11V127H12V123H13V121L15 122V120L18 122L19 120L18 119H20V120H23V119H21V118H23L22 116H25L26 114V112H23L22 113V111H20V107H15V106H13L14 104H13V102H12V100L14 99V96L12 95V93L15 91H13L12 90V88H13V83H15L16 81H17V77H18V74L16 73V71L13 69V64H11L10 63V61H9V58L7 59H2L3 57H2V55ZM6 54V53H5ZM15 54V53H14ZM19 54H21V53H19ZM59 54V55H58ZM74 54H76V53H74ZM145 54H146V52H145ZM151 54V55H150ZM210 54V55H211ZM226 54H227V52H226ZM69 55V54H68ZM73 55V54H72ZM92 55V54H91ZM213 55V54H212ZM214 55V56H215ZM221 55H223V54H221ZM220 55V56H221ZM6 56V55H5ZM94 56V55H93ZM140 56V57H141ZM147 56V55H146ZM170 56V55H169ZM177 56V55H176ZM238 56V55H237ZM10 57V60H11V56H9ZM19 57V56H18ZM63 57V56H62ZM72 57H74V56H72ZM85 57L87 58V56L85 55ZM84 57V58H85ZM173 57V56H172ZM179 57V56H178ZM180 57H182V56H180ZM211 57V56H210ZM239 57H240V55H239ZM54 58V59H53ZM65 58V57H64ZM67 58H69V57H67ZM71 58V57H70ZM80 58H82V56H80ZM79 58V60H81ZM84 58H82V59H84ZM89 58V57H88ZM182 58H184V57H182ZM215 58H217V57H215ZM15 59V58H14ZM61 59V58H60ZM74 59V58H73ZM90 59H91V57H90ZM93 59V58H92ZM170 59V58H169ZM176 59V60H177ZM218 59V58H217ZM224 59V58H223ZM18 60V59H17ZM54 60V61H55ZM58 60H59V58H58ZM67 60V59H66ZM75 60H77V57H76V59ZM172 60V59H171ZM12 61V60H11ZM24 61V60H23ZM22 61V62H23ZM27 61V60H26ZM33 61V62H32ZM56 61H55V63H56ZM96 61V60H95ZM95 61H94V63H95ZM142 61H144L143 59H142ZM166 61V62H165ZM186 61V60H185ZM222 61V60H221ZM17 62V61H16ZM29 62V61H28ZM29 62V63H30ZM92 62V61H91ZM99 62V63H100ZM165 62V63H164ZM21 63V62H20ZM44 63V64H43ZM97 63V62H96ZM163 63H164V65H166V63H167V66H168V69H167V67H165V69H164V67L163 66H161V65H163ZM179 63H180V65H179ZM186 63H187V61H186ZM185 63V64H186ZM236 63V62H235ZM62 64H64V63H62ZM61 64V65H62ZM81 64V65H80ZM139 64V63H138ZM158 64H160V65H158ZM188 64V63H187ZM25 65V64H24ZM29 65V64H28ZM56 65V64H55ZM54 65V66H55ZM57 65H58V67H60V65H59V61L57 62ZM67 65V64H66ZM92 65H94V64H92ZM170 65V66H169ZM241 65H243V64H241ZM64 66V65H63ZM70 66V65H69ZM100 66H101V64H100ZM104 66V67H105ZM106 66V67H107ZM142 66V65H141ZM159 66H161L162 68H163V73L162 74H160V72H162L161 70H162V68H160ZM183 66H185V65H183ZM197 66V65H196ZM237 66V65H236ZM18 67V66H17ZM93 67V66H92ZM103 67V66H102ZM158 67V68H157ZM170 67V68H169ZM191 67V66H190ZM239 68H241L240 66H238ZM14 68L16 69V66L14 65ZM63 68V67H62ZM65 68V67H64ZM143 68V67H142ZM146 68V67H145ZM147 68H150V67H147ZM159 68L161 69V70H159ZM185 68H186V66H185ZM243 68H247V67H245V65L243 66ZM19 70H20V68H18ZM25 69V68H24ZM49 69H51V71H49L48 72V70ZM60 69V68H59ZM66 69V68H65ZM99 69V68H98ZM108 69V68H107ZM179 69H181V70H179ZM183 69V70H182ZM188 69V68H187ZM191 69H193V67L191 68ZM200 69H201V67H200ZM17 70V69H16ZM22 70V69H21ZM69 70V69H68ZM146 70V69H145ZM144 70V71H145ZM150 70V69H149ZM202 70V69H201ZM238 70V69H237ZM34 71V73H32ZM54 71V70H53ZM99 71V70H98ZM101 71V70H100ZM104 71V70H103ZM109 71V70H108ZM108 71H106V72H108ZM114 71V70H113ZM143 71V70H142ZM152 71V70H151ZM178 71V72H177ZM186 71V70H185ZM188 71V70H187ZM242 71V70H241ZM21 72V71H20ZM48 72V73H47ZM56 72V71H55ZM60 72V71H59ZM58 72V75L60 74ZM105 72V71H104ZM103 72V73H104ZM105 72V73H106ZM117 72V71H116ZM119 72V71H118ZM139 72V73H138ZM154 72V71H153ZM192 72V71H191ZM199 72V71H198ZM198 72H196V73H198ZM233 72V71H232ZM235 72V71H234ZM233 72V73H234ZM244 72H246V71H244L243 70V74H244ZM19 73V72H18ZM185 73V72H184ZM183 73V74H184ZM21 74V73H20ZM150 74V73H149ZM186 74V73H185ZM192 74V73H191ZM195 74V72L193 71V75ZM235 74V73H234ZM233 74V75H234ZM246 74V73H245ZM24 75V74H23ZM22 75V76H23ZM27 75V74H26ZM46 75V76H45ZM48 75V76H47ZM53 75H54V73H53ZM56 75H57V73H56ZM55 75V76H56ZM67 75V76H66ZM101 75V74H100ZM108 75H110V73L108 74ZM107 75V76H108ZM181 75V74H180ZM227 75H228V73H227ZM231 75V74H230ZM249 75V74H248ZM21 76V75H20ZM30 76V77H31ZM34 76V77H33ZM54 76V77H55ZM107 76H105V77H107ZM119 76V75H118ZM123 76V77H122ZM140 76V75H139ZM147 76V75H146ZM163 76H164V78H165V76L166 75H164L163 74ZM169 76H170V78H169ZM188 76V75H187ZM192 76V75H191ZM236 76V77H235ZM234 77H232L231 78V81H232V79L234 78L235 80H233V83L234 82H239V80H240V78H239V76L237 75V73H236V75H235ZM247 76V75H246ZM24 77V76H23ZM51 77V78H50ZM104 77V78H105ZM114 77V76H113ZM144 77H145V73H144ZM144 77H143V79H144ZM151 77V76H150ZM153 77V76H152ZM156 77V76H155ZM155 77H153V80L151 79V81L152 82H150V84H149V80H150V78H149V80L146 82V84H148V86L149 85H151V84H156V81H158V79L157 78H159V77H157L155 80H154V78ZM166 77V78H167ZM184 77V76H183ZM189 77V76H188ZM187 77V78H188ZM195 77H196V75L195 76H193L192 78L193 79H195ZM57 78V77H56ZM134 78V79H133ZM140 78V77H139ZM164 78H161V80H162V82L163 81H165L164 80ZM182 78V77H181ZM239 80H238V79ZM242 78V77H241ZM19 79H20V77H19ZM19 79H18V81L17 82H19ZM121 79V80H120ZM160 79V78H159ZM170 79V80H171ZM174 79V78H173ZM213 79V78H212ZM245 79V78H244ZM16 80V81H15ZM25 80H26V78H25ZM24 80V81H25ZM38 80V81H37ZM57 80V79H56ZM136 80H138V79H136ZM145 80V79H144ZM187 80V79H186ZM200 80V79H199ZM227 80H228V78H227ZM15 81V82H14ZM23 81V82H24ZM98 81V80H97ZM155 83H154V82ZM172 81V80H171ZM177 81V80H176ZM198 81V80H197ZM241 81V80H240ZM245 81V80H244ZM243 81V82H244ZM26 82V81H25ZM28 82V81H27ZM34 82V83H35ZM138 82V81H137ZM159 82V81H158ZM158 82H157V84H158ZM180 82V81H179ZM192 83H193V80L191 81ZM211 82H212V85L211 86H214L213 84H215L214 82L215 81H213V80H211ZM229 82V81H228ZM29 83V82H28ZM136 83V82H135ZM182 83H184V82H182ZM208 83V82H207ZM21 83H19L18 85H20ZM23 84V83H22ZM145 84V82L143 83V85ZM156 84V85H157ZM163 84V83H162ZM169 84H171V83H169ZM240 84V83H239ZM15 85V84H14ZM24 85V84H23ZM25 85H26V83H25ZM29 85V84H28ZM40 85H42V83L40 84ZM45 85V86H46ZM101 85V84H100ZM130 85V86H129ZM166 85V84H165ZM172 85V84H171ZM175 86H176V84H174ZM209 85V84H208ZM22 86V85H21ZM43 86V85H42ZM42 86H40V87H42ZM105 86V85H104ZM139 86H140V84H139ZM147 86V85H146ZM152 86V85H151ZM167 86V85H166ZM187 86V85H186ZM210 86V85H209ZM233 86V85H232ZM24 87V86H23ZM23 87H22V89H23ZM154 87V86H153ZM158 88H159V86H157ZM160 87H161V85H160ZM170 87V86H169ZM183 87V86H182ZM20 88V87H19ZM46 88V89H47ZM103 88V87H102ZM141 88V87H140ZM142 88H143V86H142ZM162 88V87H161ZM190 88V87H189ZM188 88V89H189ZM30 89V88H29ZM45 88L43 89V90H46ZM137 89V88H136ZM135 88L133 89V90H136ZM146 89V88H145ZM152 89V88H151ZM171 89V88H170ZM186 89V88H185ZM232 89V88H231ZM230 89V90H231ZM18 90V89H17ZM40 90H41V88H40ZM97 90H99V91H97ZM139 90V89H138ZM155 90H158V89H155ZM172 90H173V88H172ZM199 90V89H198ZM229 90V89H228ZM25 91V90H24ZM27 91V90H26ZM29 91V90H28ZM140 91V90H139ZM199 91H201V90H199ZM214 91V90H213ZM46 92V95H50V94H47L48 92L47 91H45ZM134 92H136V91H134ZM133 92V93H134ZM144 92H145V90H144ZM154 92V91H153ZM170 92H171V90H170ZM181 92V91H180ZM184 92V91H183ZM230 92V91H229ZM68 93V94H67ZM74 93V92H73ZM143 93V92H142ZM150 93V92H149ZM174 93V92H173ZM197 93V92H196ZM181 94H184V93H181ZM181 94L179 95V96H181ZM206 94V93H205ZM257 94V93H256ZM263 94V93H262ZM45 95V94H44ZM64 95H66V97H65V100H62V97L64 96ZM134 95V94H133ZM136 95H138V92H136ZM164 95H165V93H164ZM188 95V94H187ZM198 95V94H197ZM13 96V97H12ZM41 96V95H40ZM43 96V95H42ZM86 96V97H85ZM158 96H160V95H158ZM157 96V97H158ZM162 96V95H161ZM170 96H171V94H170ZM172 96H174V95H172ZM176 96V95H175ZM174 96V97H175ZM183 96V95H182ZM189 96V95H188ZM200 96V95H199ZM228 96V95H227ZM226 96V97H227ZM10 97H12L11 99H10ZM78 97V96H77ZM129 97H130V99H129ZM153 97V96H152ZM163 97V96H162ZM173 97V98H174ZM192 97V96H191ZM201 97V96H200ZM229 97V96H228ZM255 97H257V95L255 96ZM262 97V96H261ZM264 97V96H263ZM48 98H49V96H48ZM73 98V97H72ZM143 98V99H142ZM196 98V97H195ZM251 98V97H250ZM46 99V98H45ZM50 99V98H49ZM64 99V98H63ZM75 99H78V98H75ZM147 99V98H146ZM149 99V98H148ZM160 99V98H159ZM176 99V98H175ZM183 99H184V97H183ZM185 99H186V97H185ZM41 100V99H40ZM74 100V99H73ZM79 100H81V99H79ZM158 100V99H157ZM169 100V99H168ZM172 100V99H171ZM170 100V101H171ZM177 100V99H176ZM175 100V101H176ZM179 100V99H178ZM10 101V102H9ZM14 101V100H13ZM37 101V100H36ZM76 101V100H75ZM152 101V100H151ZM173 101V100H172ZM182 101V100H181ZM206 101H208V100H206ZM236 101V100H235ZM245 101V100H244ZM8 102H9V104H8ZM12 102V104H10ZM15 102V101H14ZM16 102H18V101H16ZM56 102V103H57ZM58 102V103H59ZM83 102V101H82ZM86 102V101H85ZM85 102H83V103H85ZM146 102V103H145ZM153 102V101H152ZM161 102V101H160ZM184 102V101H183ZM247 102H249V101H247ZM253 102H254V104H253ZM259 104H258V103ZM36 103V102H35ZM56 103H55V105H56ZM82 103V104H83ZM88 103V102H87ZM179 103H180V101H179ZM213 103V104H212ZM230 103V102H229ZM233 103V102H232ZM255 103H257L258 105L256 106V104ZM38 104V103H37ZM60 104H61V102H60ZM63 104V103H62ZM61 104V105H62ZM73 104V103H72ZM157 104H155V106H157ZM161 104V103H160ZM175 104V103H174ZM177 104V103H176ZM181 104V103H180ZM206 104L208 105V102H206ZM236 104V103H235ZM244 104V103H243ZM12 105V106H11ZM15 105H16V103H15ZM19 105V104H18ZM24 105H25V103H24ZM24 105H22V106H24ZM31 105V104H30ZM41 105H43V104H41ZM53 105V104H52ZM58 106H60L59 104H57ZM84 105H86V103L84 104ZM90 105V104H89ZM92 105V106H93ZM162 105V104H161ZM237 106L239 105V104H236ZM241 105V104H240ZM246 105V104H245ZM17 106V105H16ZM181 106V105H180ZM179 106V107H180ZM229 106V105H228ZM230 106H231V104H230ZM39 107V106H38ZM57 107V106H56ZM63 107V106H62ZM85 106H83V108H84ZM208 107V106H207ZM212 107V106H211ZM246 107V106H245ZM19 108V109H18ZM22 108V107H21ZM24 108H25V106H24ZM52 108H55V106H53ZM209 108V107H208ZM228 108V109H227ZM240 108V109H239ZM28 109V108H27ZM30 109H31V107H30ZM42 109V108H41ZM44 109L46 110V108L44 107ZM58 109V108H57ZM56 109V110H57ZM94 109V110H95ZM170 109V110H169ZM174 109H176L175 111H174ZM60 110V109H59ZM62 110V109H61ZM60 110V111H61ZM83 110V109H82ZM242 110V111H241ZM23 111H24V109H23ZM28 111V110H27ZM42 111H43V109H42ZM50 111V110H49ZM89 111H93V110H90L89 109ZM22 114H21V113ZM33 112V111H32ZM38 112V111H37ZM37 112H35V113H37ZM41 112V111H40ZM44 112V111H43ZM47 112V111H46ZM54 112V111H53ZM74 112V111H73ZM97 112H96V114L95 115H97ZM34 113V112H33ZM39 113V112H38ZM42 113V112H41ZM52 113V112H51ZM50 113V114H51ZM68 113H70L71 114V111L69 110V112ZM75 113V112H74ZM78 113V112H77ZM49 114V113H48ZM49 114V115H50ZM56 114V113H55ZM62 114V113H61ZM65 114V113H64ZM76 114V113H75ZM94 114V113H93ZM38 115V114H37ZM42 115V114H41ZM45 115V114H44ZM59 115V114H58ZM63 115V114H62ZM82 115V116H81ZM30 116V115H29ZM33 116L34 115H32V118H33ZM43 116V115H42ZM46 116H48V115H46ZM51 116V115H50ZM54 116V115H53ZM35 117H37V116H35ZM35 117L32 119V121H30L31 119H29V117L26 119L27 121L25 122H22V126H24L25 125V128H27V129H25L26 131H28V129H31L32 131L34 130V127H33V124H34V120H35ZM38 117H40V116H38ZM46 118V117H45ZM49 118V117H48ZM92 118V117H91ZM37 120H38V118H36ZM51 119V118H50ZM55 119V118H54ZM53 119V120H54ZM25 120V119H24ZM36 120V121H37ZM40 120H41V117H40ZM39 120V121H40ZM46 120V119H45ZM53 120H52V123H53ZM57 120V119H56ZM42 121V120H41ZM59 121H60V119H59ZM20 122V123H21ZM45 122V121H44ZM49 122H51V121H49ZM54 122H56L55 120H54ZM19 123V122H18ZM37 123V122H36ZM14 124V123H13ZM15 124H16V122H15ZM42 124V123H41ZM40 123H39V127H40V125H41ZM43 124H45V123H43ZM46 124H47V122H46ZM64 124V125H63ZM86 124H85V126H86ZM49 125V124H48ZM79 125V126H78ZM87 125V126H88ZM98 125H101V126H98ZM34 126H35V124H34ZM42 126V125H41ZM45 126V125H44ZM47 126V125H46ZM50 126H51V123H50ZM14 127V126H13ZM33 127V128H32ZM43 127V126H42ZM57 127V128H56ZM15 128V127H14ZM14 128H13V130H14ZM37 129H38V127H36ZM82 128V129H83ZM17 129V128H16ZM15 129V130H16ZM44 129V128H43ZM54 129V130H53ZM85 129V128H84ZM30 130V131H31ZM38 130H40V129H38ZM56 130V131H55ZM86 130V129H85ZM19 131H21L20 129H19ZM25 131V135L27 136V134H28V132H26ZM31 131V132H32ZM53 131V133H52V135H48V134H50L51 132ZM80 131V130H79ZM78 131V132H79ZM99 131V130H98ZM13 132V131H12ZM18 132V131H17ZM17 132H15V133H17ZM84 132V131H83ZM36 133H39V134H41L42 133V129H41V131H38V132H36ZM46 133V134H45ZM74 133V132H73ZM30 134V133H29ZM33 135H38V134H35V131L32 133ZM43 134H41V136L43 137L44 135ZM71 134V133H70ZM79 134V133H78ZM81 134V133H80ZM84 134H85V132H84ZM83 134V135H84ZM90 134H92V135H90ZM22 135V134H21ZM62 135V136H61ZM65 135V136H64ZM86 136H87V134H85ZM88 135L91 137L92 136V138H93V136L95 137V135H94V133L92 132V131H90V133L88 132ZM168 135V136H169ZM174 135V134H173ZM14 136V135H13ZM30 136V135H29ZM32 136V135H31ZM31 136L29 137V138H31ZM39 136V135H38ZM38 136L36 137V136H34V137H36V138H38ZM70 135H68V137H69ZM178 136V135H177ZM195 136V137H196ZM11 137V136H10ZM15 137V136H14ZM33 137V136H32ZM33 137V138H34ZM79 137V136H78ZM83 137V136H82ZM85 137V136H84ZM83 137V138H84ZM88 137V136H87ZM87 138V139H91L92 141H93V139L92 138ZM98 137V136H97ZM174 137V136H173ZM192 137V136H191ZM191 137H190V139H191ZM194 137V138H195ZM22 138V137H21ZM33 138H31V139H33ZM67 138V137H66ZM80 138V137H79ZM193 138V137H192ZM193 138V139H194ZM1 139V138H0ZM12 139V138H11ZM28 139V138H27ZM30 139V140H31ZM68 139V138H67ZM96 139V138H95ZM166 139V138H165ZM172 139V138H171ZM177 139V138H176ZM178 139V140H179ZM3 140H4V138H3ZM43 140V139H42ZM61 140H59V141H61ZM68 140H70V139H68ZM80 140V139H79ZM98 140V139H97ZM96 140V141H97ZM169 140V139H168ZM189 140V139H188ZM194 140H197V138L196 139H194ZM193 140V141H194ZM16 141H17V139H16ZM35 141V140H34ZM50 141H53V139H51ZM53 141V142H54ZM63 141V140H62ZM62 141H61V143H62ZM64 141H66V139L64 140ZM78 141V140H77ZM87 141V140H86ZM85 141V142H86ZM103 141H104V144H103ZM107 141V142H106ZM158 141V142H159ZM180 141V140H179ZM198 141V140H197ZM233 141V142H232ZM7 142V141H6ZM6 142H4V143H6ZM23 142V141H22ZM27 142H28V140H27ZM94 142V141H93ZM130 142V143H129ZM181 142H179V143H181ZM205 142V141H204ZM232 142V143H231ZM9 143V142H8ZM11 143H12V141H11ZM39 143V142H38ZM48 143H50L51 144V142H48ZM57 143V142H56ZM60 143V144H61ZM64 143H66V142H64ZM70 143H71V141H70ZM107 143V144H106ZM124 143L126 144V145H124ZM150 143V144H149ZM162 143V142H161ZM165 142H164V140H163V143L162 144H164ZM174 143H176V142H174ZM179 143L177 142L175 145H179ZM181 143V146L184 144H182ZM186 143H185V146H186ZM192 143V142H191ZM190 143V144H191ZM194 143H196L195 141H194ZM206 143V142H205ZM17 144V143H16ZM24 144V143H23ZM46 144V143H45ZM67 144H69V143H66V145ZM73 144V143H72ZM79 144V143H78ZM102 144L104 145V146H102ZM156 144V143H155ZM161 144V145H162ZM188 145H189V143H187ZM236 144V143H235ZM235 144H234V146H235ZM12 145V144H11ZM29 145H30V143H29ZM53 145H54V143H53ZM93 145H95V147H94V149H97L98 147V145L96 146V144L95 143H93ZM93 145L91 144L90 146H91V148L90 149H92L93 148ZM108 145V146H107ZM145 145V146H144ZM172 145V144H171ZM174 145V146H175ZM188 145H187V147L186 148H188ZM200 145V144H199ZM237 145V144H236ZM4 146V145H3ZM16 146V145H15ZM23 146V145H22ZM21 146V147H22ZM44 146V145H43ZM48 146V145H47ZM52 146V145H51ZM61 146H63V144L61 145ZM76 146V145H75ZM80 146V145H79ZM128 146V145H127ZM12 147V146H11ZM25 147V146H24ZM30 147H32V146H30ZM50 147V146H49ZM97 147V148H96ZM105 147V148H104ZM132 147V146H131ZM151 147V146H150ZM170 147V146H169ZM183 147H184V145H183ZM198 147V146H197ZM200 147V146H199ZM47 148V147H46ZM58 148H60V147H58ZM70 148V147H69ZM77 148V147H76ZM100 148V147H99ZM175 148V147H174ZM178 148V147H177ZM176 148V149H177ZM186 148H185V150H186ZM191 148V147H190ZM204 148V147H203ZM238 148V147H237ZM237 148H235L236 150H237ZM264 148V147H263ZM21 149V148H20ZM26 149V148H25ZM29 149V148H28ZM31 149V148H30ZM61 149V148H60ZM83 149H87V148H83ZM89 149V148H88ZM89 149V150H90ZM94 149H92L93 150V152L95 151ZM109 149V150H108ZM118 149V148H117ZM124 149V148H123ZM131 149H134V148H131ZM146 149H148V147L146 148ZM154 149V148H153ZM163 149V148H162ZM182 149V148H181ZM193 148H191V150H192ZM195 149V148H194ZM198 149V148H197ZM242 149V148H241ZM14 150H15V147H14ZM40 150V149H39ZM49 150V149H48ZM51 150V149H50ZM56 150V149H55ZM68 150V149H67ZM88 150V151H89ZM99 149H97L96 151L97 152H100V151H98ZM141 150V149H140ZM149 150V149H148ZM166 150H167V148H166ZM179 150V149H178ZM190 150V151H191ZM244 150V149H243ZM260 150V149H259ZM258 150V151H259ZM30 151V150H29ZM81 151V150H80ZM115 151H117V150H115ZM121 151V150H120ZM131 151V150H130ZM138 151V150H137ZM174 151V150H173ZM182 151V150H181ZM189 150H188V152H190ZM208 151V150H207ZM210 151V150H209ZM250 151V152H249ZM40 152V151H39ZM39 152H38V154H39ZM48 152V151H47ZM71 152H72V150H71ZM75 152V151H74ZM91 152V151H90ZM97 152L95 153L96 154V156H94V157H96L97 158V155L98 154H100V156H103V157H101V158H104L105 157V154L101 151L100 153H98L97 154ZM124 152H125V150H124ZM142 152V151H141ZM162 152V151H161ZM172 152V151H171ZM179 152V151H178ZM185 152V151H184ZM183 152V153H184ZM195 152V151H194ZM14 153V152H13ZM41 153V152H40ZM83 153V152H82ZM120 153H122V152H120ZM120 153H117V154H119L120 156H121V154ZM137 153V152H136ZM140 153V152H139ZM150 153V152H149ZM148 153V154H149ZM170 153V152H169ZM207 153V152H206ZM245 153V152H244ZM262 153H264V151L262 152ZM10 154V153H9ZM89 154V153H88ZM93 154V153H92ZM103 154V155H102ZM108 154V153H107ZM114 154V153H113ZM131 154V153H130ZM246 154V153H245ZM258 154H259V152H258ZM16 155V154H15ZM42 155V154H41ZM78 155V154H77ZM91 155V154H90ZM109 155V154H108ZM108 155H107V157H108ZM118 155V156H119ZM124 155V154H123ZM159 155V154H158ZM166 155H168V154H166ZM189 154H187L186 156H188ZM198 155V154H197ZM259 155H261V154H259ZM18 156V155H17ZM45 156V155H44ZM43 156V157H44ZM84 156V155H83ZM100 156H98V158L100 157ZM114 156V155H113ZM117 156V155H116ZM137 156V155H136ZM160 156V155H159ZM170 158H171V156L170 155H168ZM186 156H184V158L186 157ZM48 157V156H47ZM75 157H77V156H75ZM79 157V156H78ZM82 157V156H81ZM86 157V156H85ZM110 157V156H109ZM133 157V156H132ZM154 157V156H153ZM152 157V158H153ZM162 157V156H161ZM190 155L188 156V157H186L187 159H185V160H187V161H189V160H191L190 159ZM209 157V156H208ZM24 158V157H23ZM113 158V157H112ZM118 158V157H117ZM136 158V157H135ZM166 158V157H165ZM169 158V159H170ZM183 158V157H182ZM183 158V159H184ZM193 158V157H192ZM198 158V157H197ZM207 158V157H206ZM248 158H249V156H248ZM253 158V157H252ZM9 159V158H8ZM41 159V158H40ZM43 159V158H42ZM56 159V158H55ZM83 159H84V157H83ZM106 159V158H105ZM111 159V158H110ZM110 159H108V160H110ZM115 159V158H114ZM124 159V158H123ZM150 159V158H149ZM247 159V158H246ZM12 160H14V159H12ZM22 160V159H21ZM51 160V159H50ZM94 160H96V159H94ZM129 160H130V158H129ZM128 160V161H129ZM158 160V159H157ZM165 160V159H164ZM168 160V159H167ZM171 160V159H170ZM185 160H183V162H185ZM194 160V159H193ZM200 160V159H199ZM245 160V159H244ZM23 161V160H22ZM59 161V160H58ZM90 161V160H89ZM104 161H107V160H103V162ZM159 161V160H158ZM157 161V162H158ZM166 161V160H165ZM164 161V162H165ZM187 161H186V164L188 165V166H190L189 164H190V161H189V163H187ZM202 161V160H201ZM209 161V160H208ZM225 161H226V159H225ZM246 161V160H245ZM9 162V161H8ZM12 162V161H11ZM15 162V161H14ZM18 162V161H17ZM21 162V161H20ZM26 162V161H25ZM72 162V161H71ZM88 162V161H87ZM97 162H98V159H97ZM97 162H94V163H97ZM113 162V161H112ZM137 162V161H136ZM160 162V161H159ZM168 163H167V165H168V167H171V165L169 164V162L170 161H167ZM193 162V161H192ZM260 162V161H259ZM19 163V162H18ZM53 163V162H52ZM61 163V162H60ZM70 163V162H69ZM85 163V162H84ZM132 163H134V162H132ZM194 163V162H193ZM192 163V164H193ZM208 163V162H207ZM227 163V162H226ZM14 164V163H13ZM24 163H22V165H23ZM43 164V163H42ZM103 164V163H102ZM104 164H108L107 162H105ZM125 164V163H124ZM123 164V165H124ZM131 164V163H130ZM139 164V163H138ZM160 164H161V162H160ZM159 164V165H160ZM181 164V163H180ZM202 164V163H201ZM229 164V163H228ZM40 165V164H39ZM67 165V164H66ZM80 165V164H79ZM170 165V166H169ZM173 165V164H172ZM196 165V164H195ZM208 165V164H207ZM211 165V164H210ZM25 166V165H24ZM72 166V165H71ZM109 166V165H108ZM116 166V165H115ZM114 166V167H115ZM139 166V165H138ZM180 167H181V165H179ZM188 166H186L185 165V168L186 169H189V168H187ZM202 166H203V164H202ZM15 167H17V166H15ZM39 167V166H38ZM41 167V166H40ZM69 167V166H68ZM72 167H74V166H72ZM94 167V166H93ZM96 167V166H95ZM102 167V166H101ZM113 167V168H114ZM123 167V166H122ZM125 167H126V165H125ZM158 167V166H157ZM167 166H166V168H168ZM193 167V166H192ZM198 167V166H197ZM48 168V167H47ZM174 168V167H173ZM177 168V169H176ZM176 168H174L175 169V171L177 172V170H179V171H181V173L183 172L184 173V171H182L180 168H178V167H176ZM182 168V167H181ZM22 169V168H21ZM70 169V168H69ZM68 169V170H69ZM75 169V168H74ZM94 169V168H93ZM99 169V168H98ZM105 169V168H104ZM103 169V170H104ZM122 169V168H121ZM127 169L128 168H126V171H127ZM157 169V168H156ZM174 169H173V172H175L174 171ZM184 169V168H183ZM186 169H184V170H186ZM17 170H18V168H17ZM20 170V169H19ZM36 170H37V168H36ZM108 169H106V171H107ZM113 170V169H112ZM111 170V171H112ZM115 170V169H114ZM122 170H125L124 168L122 169ZM166 170V169H165ZM164 170V171H165ZM196 170V169H195ZM234 170V169H233ZM77 171V170H76ZM80 171V170H79ZM106 171H104L103 173H105ZM130 171V170H129ZM161 171V170H160ZM160 171H158V172H160ZM189 171V170H188ZM192 171H194L193 169H192ZM46 172V171H45ZM81 172V171H80ZM79 172V173H80ZM93 172V171H92ZM99 172H101V171H99ZM171 172V171H170ZM75 173V172H74ZM88 173V172H87ZM90 173V172H89ZM119 173V172H118ZM120 173H122V172H120ZM125 173V172H124ZM172 173V172H171ZM178 173V172H177ZM187 173V172H186ZM192 173V175H193V172H191ZM191 173H189L190 174V176H192L191 175ZM195 173V172H194ZM34 174V173H33ZM41 174V173H40ZM76 174V173H75ZM94 174V173H93ZM106 174V173H105ZM112 174V173H111ZM130 174H131V171H130ZM167 174V173H166ZM172 174H176V173H172ZM196 174V173H195ZM0 175H1V173H0ZM81 175V174H80ZM127 175H128V171H127ZM134 175H135V173H134ZM165 174H163V176H164ZM184 175V174H183ZM187 175H188V173H187ZM36 176V175H35ZM74 176H76V175H74ZM78 176V175H77ZM161 176H162V174H161ZM160 176V177H161ZM180 176H182V175H180ZM184 176H186V175H184ZM30 177V176H29ZM37 177V176H36ZM66 177V176H65ZM81 177V176H80ZM129 177V176H128ZM131 177V176H130ZM129 177V178H130ZM166 177H168V175H166ZM177 177H178V175H177ZM84 178V177H83ZM121 178V177H120ZM171 179H172V177H170ZM186 178V177H185ZM192 178V177H191ZM200 178V177H199ZM1 179V178H0ZM41 179V178H40ZM71 179V178H70ZM87 179V178H86ZM135 179V178H134ZM169 178H167V179H165V181H166V184L168 183V180ZM171 179H169L170 181H172L173 182V180H171ZM182 179V178H181ZM83 180V179H82ZM127 180H128V178H127ZM136 180H138V179H136ZM162 180V179H161ZM160 180V181H161ZM189 180V179H188ZM4 181V180H3ZM53 181V180H52ZM51 181V182H52ZM134 181V180H133ZM163 181V180H162ZM169 181V184L171 183ZM186 181H187V179H186ZM194 181V180H193ZM24 182H25V180H24ZM32 182H34V181H32ZM45 182V181H44ZM81 182V181H80ZM130 182V181H129ZM136 182V181H135ZM157 182H158V180H157ZM188 182H190V181H188ZM197 182V181H196ZM21 183V182H20ZM47 183V182H46ZM163 183V182H162ZM177 183H180V182H177ZM185 183V182H184ZM192 183V182H191ZM4 184V183H3ZM24 184V183H23ZM29 184V183H28ZM31 184V183H30ZM43 184V183H42ZM57 184H59V183H57ZM83 184V183H82ZM90 184V183H89ZM122 184V183H121ZM134 184V183H133ZM132 184V185H133ZM174 184H176L175 182H174ZM181 184V183H180ZM81 185V184H80ZM173 185V184H172ZM185 185H186V183H185ZM188 185H189V183H188ZM187 185V186H188ZM61 186V185H60ZM63 186H65V185H63ZM71 186V185H70ZM131 186V185H130ZM135 186H136V184H135ZM177 186V185H176ZM36 187V186H35ZM45 187V186H44ZM76 187V186H75ZM175 187V186H174ZM181 187H183V186H181ZM190 187V186H189ZM22 188V187H21ZM33 188H34V186H33ZM54 188V187H53ZM110 188V187H109ZM132 188V187H131ZM134 188V187H133ZM136 188V187H135ZM144 188V187H143ZM168 188V187H167ZM179 188V187H178ZM27 189H28V187H27ZM47 189V188H46ZM175 189H176V187H175ZM182 189H184V187L182 188ZM187 189V188H186ZM64 190V189H63ZM73 190V189H72ZM122 190V189H121ZM180 190H181V188H180ZM191 190V189H190ZM190 190H189V192H190ZM28 191H31L30 190V188H29V190ZM35 191V190H34ZM38 191H40V190H38ZM57 191V190H56ZM61 191V190H60ZM74 191V190H73ZM76 191V190H75ZM108 191V190H107ZM192 191V190H191ZM217 191V190H216ZM45 192H46V190H45ZM68 192V191H67ZM178 192V191H177ZM176 192V193H177ZM181 192V191H180ZM3 193H4V191H3ZM2 192H1V194H3ZM24 193H25V191H24ZM33 193V192H32ZM164 193V192H163ZM241 193V192H240ZM22 194H23V192H22ZM129 194V195H128ZM183 194V193H182ZM217 194V193H216ZM41 195V194H40ZM39 195V196H40ZM107 195V194H106ZM121 195H122V193H121ZM127 195L128 196H130V193H127ZM178 195V194H177ZM35 196H37V193H36V195ZM35 196H32V197H35ZM47 196V195H46ZM128 196H126V197H128ZM132 196V195H131ZM150 196V195H149ZM180 196V195H179ZM26 197H28V196H26ZM32 197H30V198H32ZM55 197H57V196H55ZM68 197V196H67ZM109 197V196H108ZM122 197V196H121ZM151 197H153V196H151ZM54 198V197H53ZM52 198V199H53ZM64 198V197H63ZM141 198V197H140ZM185 198V197H184ZM221 198V197H220ZM33 199V198H32ZM51 199V198H50ZM61 199V198H60ZM69 198H67V200H68ZM122 199H124V198H122ZM129 199V198H128ZM130 199H132V202H133V204L135 205L136 203L138 204V201L136 200L137 198H135V201L133 200L134 199V197H132V198H130ZM38 200V199H37ZM40 200V199H39ZM47 200V199H46ZM70 200V199H69ZM149 200V199H148ZM153 200V199H152ZM168 200V199H167ZM26 201V200H25ZM33 201V200H32ZM74 201V200H73ZM126 201H127V199H126ZM128 201H130V200H128ZM27 202V201H26ZM36 202V201H35ZM63 202V201H62ZM80 202V201H79ZM154 202V201H153ZM67 203V202H66ZM70 203V202H69ZM68 203V204H69ZM125 203H127V202H125ZM142 203V202H141ZM239 203V204H238ZM37 204V203H36ZM48 204H49V202H48ZM61 204V203H60ZM129 204V203H128ZM130 204H131V202H130ZM132 204V205H133ZM136 204V205H137ZM151 204H152V202H151ZM34 205V204H33ZM45 205V204H44ZM59 205V204H58ZM63 205V204H62ZM143 205V204H142ZM37 206V205H36ZM57 206V205H56ZM79 206V205H78ZM104 206V205H103ZM140 207H141V205H139ZM240 206V205H239ZM238 206V207H239ZM59 207V206H58ZM77 207V206H76ZM126 207H127V204H126ZM134 207H136V206H134ZM41 208H42V206H41ZM45 208V207H44ZM48 208V207H47ZM69 208H71V206L69 207ZM78 208V207H77ZM62 209V208H61ZM68 209V208H67ZM76 209V208H75ZM141 209V208H140ZM145 209V208H144ZM72 210V209H71ZM134 209H132V207H131V210H130V212L131 211H133ZM129 211V210H128ZM135 212L137 211V210H134ZM139 211V210H138ZM143 211V210H142ZM145 211V210H144ZM67 212V211H66ZM69 212V211H68ZM71 212V211H70ZM135 212H132V214H134ZM83 213V212H82ZM140 213H142V212H140ZM65 214V213H64ZM234 215V217L232 218V216L231 215ZM62 215V214H61ZM70 215V214H69ZM72 215V214H71ZM78 215H79V213H78ZM84 215H85V213H84ZM94 215V214H93ZM98 215H100V214H98ZM136 216H137V218H139V219H143V217L144 218H146L145 216L146 215H144V213H143V215L141 214V218L140 217H138L140 214L138 213L137 214V212H136V214H135ZM134 215V216H135ZM74 216H75V214H74ZM87 216V215H86ZM229 216H231V217H229ZM77 217V216H76ZM96 217V216H95ZM75 218V217H74ZM79 218H81L80 216H79ZM83 218V217H82ZM92 218V217H91ZM237 218V217H236ZM70 219V218H69ZM84 219V218H83ZM79 220H81V219H79ZM89 220V219H88ZM150 220V219H149ZM237 220V219H236ZM75 221H78V220H75ZM138 221V220H137ZM145 221H147L146 223H145ZM152 221V220H151ZM71 222V221H70ZM93 222V221H92ZM95 222V221H94ZM97 222V221H96ZM131 222V221H130ZM144 224H148L149 223V232L150 231H152L153 232V230H155V229H152L151 230V225H150V221L148 222V217H147V219H144ZM138 223V222H137ZM164 223V222H163ZM85 224V223H84ZM144 224H143V226H144ZM27 225V224H26ZM24 226H25V224H24ZM24 226H22V227H24ZM29 226H31L30 225V223H29ZM135 226H136V224H135ZM139 226H140V224H139ZM218 226V225H217ZM124 227V226H123ZM152 227H153V225H152ZM165 227V226H164ZM125 228V227H124ZM136 228V227H135ZM145 228V227H144ZM155 228V227H154ZM237 228V227H236ZM24 229V228H23ZM22 229V230H23ZM119 229V228H118ZM170 229V228H169ZM172 229V228H171ZM170 229V230H171ZM136 230V236H138V234H139V231H141V228L139 229V230H137V229H135ZM143 230V229H142ZM167 230V229H166ZM236 230V229H235ZM234 230V231H235ZM27 231V230H26ZM29 231H30V229H29ZM33 231V230H32ZM131 231V230H130ZM144 231V230H143ZM148 232V231H147ZM148 232V233H149ZM23 233V232H22ZM26 233V232H25ZM124 233V232H123ZM126 233V232H125ZM124 233V234H125ZM140 233H142V232H140ZM27 234H29V233H27ZM27 234H25L26 236H27ZM31 234V233H30ZM130 234H132V233H130ZM134 234V233H133ZM143 234H146V236H148L149 237V234H147L146 232L145 233H143ZM165 234V233H164ZM173 234V233H172ZM185 234V233H184ZM228 234V233H227ZM24 235V234H23ZM135 235V234H134ZM139 235H141L142 236V234H139ZM229 235V234H228ZM132 236V235H131ZM151 236V235H150ZM204 236V237H203ZM18 237V236H17ZM133 237V236H132ZM139 237V236H138ZM203 237V238H202ZM229 237V236H228ZM130 238V237H129ZM140 238V237H139ZM144 238V237H143ZM126 239V238H125ZM131 239V238H130ZM138 239V238H137ZM141 239H142V237H141ZM145 239H148L147 237L145 238ZM145 239L144 240H139V243L141 242V241H143V242H141L140 244H144V241H145ZM163 238L161 237V240H162ZM202 239V243H203V245H202V243L200 242V240ZM24 240V239H23ZM22 240V241H23ZM168 240V239H167ZM206 240V239H205ZM204 240V241H205ZM135 241V240H134ZM164 241V240H163ZM166 241V240H165ZM173 241V240H172ZM19 242H21V241H19ZM19 242H18V244H19ZM147 242V241H146ZM166 242H168V241H166ZM130 243V242H129ZM136 244V243H135ZM134 244V245H135ZM166 244H168V243H166ZM15 245V244H14ZM26 245V244H25ZM90 245V244H89ZM133 245V250H136L135 248H137V247H135ZM170 245H172V244H170ZM13 246V245H12ZM17 246V245H16ZM19 246V245H18ZM39 246V245H38ZM85 246V245H84ZM93 246V245H92ZM97 246V245H96ZM260 246V245H259ZM81 247V246H80ZM79 247V248H80ZM102 247V246H101ZM10 248V247H9ZM99 248V247H98ZM108 248V247H107ZM170 249H171V247H169ZM257 248V247H256ZM5 249V248H4ZM8 249V248H7ZM24 249V248H23ZM26 249V248H25ZM25 249H24V251H25ZM36 249V248H35ZM53 249V248H52ZM86 249V248H85ZM101 249V248H100ZM102 249H104V247H102ZM175 249H176V247H175ZM205 249V248H204ZM206 249H208V247L206 248ZM226 249H228V248H226ZM231 249V248H230ZM12 250V249H11ZM11 250H1L0 249V264H50V263H46L45 261H44V263H43V261H40L38 258L37 259H35L33 256V254L34 253H36V252H31L32 253V255H28V251H26L27 253L25 254V252L22 250V249H20L19 251L18 250H13V251H11ZM37 250V249H36ZM75 250H76V247H75ZM80 250V249H79ZM78 250V251H79ZM94 250H96V249H94ZM131 250V249H130ZM129 250V251H130ZM213 250V249H212ZM215 250V249H214ZM218 250H219V248H218ZM221 250V249H220ZM219 250V251H220ZM229 250V249H228ZM233 250V249H232ZM16 251H18V252H21V253H19V254H22V255H18L17 253H15ZM93 251V250H92ZM101 251V250H100ZM99 251V252H100ZM218 251V253H221L220 254V256H222L221 258H219L218 256L217 257H215L214 255H213V257H212V259H213V261H211V263L213 262V264H223V262L221 261V259L223 258V261H224V263L225 264H237L236 262H239V261H237L236 259H237V257H235V259H234V254H232L231 253V251L227 254V253H225V251H223L224 252V254H223V252H222V250H221V252H219ZM259 251V250H258ZM72 252V251H71ZM96 252H98V251H96ZM134 252V251H133ZM136 252H138V251H136ZM213 252H215V251H213ZM227 252V251H226ZM46 253H48V252H46ZM52 253V252H51ZM74 253V252H73ZM73 253H71V256L69 255V256H67V260H64V259H62V257H59V258H61L62 260H60L61 262H62V264H76L77 263V261H83V260H78V258H80V256H79V254H76L77 256H74V255H72ZM82 253H83V251H82ZM82 253H80V254H82ZM90 253V252H89ZM103 252L101 251V254H102ZM113 253V252H112ZM216 253H217V250H216ZM259 254H261L260 252H258ZM30 254V253H29ZM69 254H70V252H69ZM85 254V253H84ZM93 254H94V252H93ZM97 254V253H96ZM95 254V256L97 257V255ZM99 254V253H98ZM115 254V253H114ZM113 254V255H114ZM256 254V253H255ZM258 254V255H259ZM36 255V254H35ZM46 255V254H45ZM88 255V254H87ZM109 255V254H108ZM107 255V256H108ZM139 255V254H138ZM208 255V256H207ZM212 255V254H211ZM232 255H233V257H232ZM44 256V255H43ZM57 256H60V254L59 255H57ZM63 256V255H62ZM82 256V255H81ZM93 256L94 255H92V257H91V259L93 258ZM94 256V257H95ZM100 256H102V255H100ZM110 256V255H109ZM112 256V255H111ZM115 256V255H114ZM133 256V255H132ZM36 257V256H35ZM51 257V256H50ZM84 257V256H83ZM113 257V256H112ZM111 257V258H112ZM129 254H127V255H125L124 256V258L122 257V261H123V263H120L119 261V263L118 262H116V260H117V258L119 259V257H117L116 258V260H114V262H110V261H113V259H110L109 260V264H131V258H130V260H129ZM211 257V256H210ZM232 257V258H231ZM45 258V257H44ZM65 258V257H64ZM102 258H103V256H102ZM108 258V257H107ZM136 258V257H135ZM170 258V259H171ZM226 258V259H225ZM101 259V258H100ZM225 259V260H224ZM236 260V262L234 261V260ZM46 260V259H45ZM59 260V259H58ZM133 260H135L133 257H132V261ZM48 261H49V259H48ZM99 261H101V260H99L98 259V262ZM103 261V260H102ZM107 261V260H106ZM121 261V262H122ZM136 261H138V260H136ZM61 262H60V264H61ZM108 262V261H107ZM79 263V262H78ZM77 263V264H78ZM84 263H85V261H84ZM134 263H135V261H134ZM171 263V262H170ZM240 263V262H239ZM238 263V264H239ZM57 264H58V261H57ZM80 264V263H79ZM96 264V263H95ZM100 264V263H99ZM101 264H102V262H101ZM104 264V263H103ZM137 264V263H136Z\"/></svg>",
  "mask_w": 264,
  "mask_h": 264
}]
</instances>
